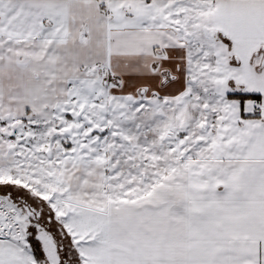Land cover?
<instances>
[{
    "label": "snow or ice",
    "instance_id": "6c2138e0",
    "mask_svg": "<svg viewBox=\"0 0 264 264\" xmlns=\"http://www.w3.org/2000/svg\"><path fill=\"white\" fill-rule=\"evenodd\" d=\"M0 264H264V0H0Z\"/></svg>",
    "mask_w": 264,
    "mask_h": 264
}]
</instances>
